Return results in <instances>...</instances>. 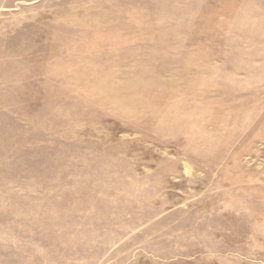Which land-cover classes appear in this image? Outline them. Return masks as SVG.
<instances>
[{"label": "rangeland", "instance_id": "rangeland-1", "mask_svg": "<svg viewBox=\"0 0 264 264\" xmlns=\"http://www.w3.org/2000/svg\"><path fill=\"white\" fill-rule=\"evenodd\" d=\"M0 264H264V0H0Z\"/></svg>", "mask_w": 264, "mask_h": 264}]
</instances>
